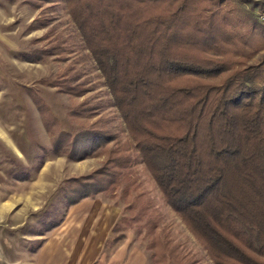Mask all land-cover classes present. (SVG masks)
Listing matches in <instances>:
<instances>
[{"label": "trees", "instance_id": "trees-1", "mask_svg": "<svg viewBox=\"0 0 264 264\" xmlns=\"http://www.w3.org/2000/svg\"><path fill=\"white\" fill-rule=\"evenodd\" d=\"M65 2L167 205L213 264H264V63L248 62L261 48L229 24L224 0ZM33 99L57 155L82 160L107 143L60 131ZM125 166L110 150L66 180L67 208L106 193Z\"/></svg>", "mask_w": 264, "mask_h": 264}, {"label": "rangeland", "instance_id": "rangeland-1", "mask_svg": "<svg viewBox=\"0 0 264 264\" xmlns=\"http://www.w3.org/2000/svg\"><path fill=\"white\" fill-rule=\"evenodd\" d=\"M259 6L222 3L261 48L249 63H264ZM33 95L60 131L107 143L82 160L57 155ZM110 150L127 159L119 183L67 208L66 180L101 168ZM0 264H213L142 161L65 0H0Z\"/></svg>", "mask_w": 264, "mask_h": 264}, {"label": "built area", "instance_id": "built-area-1", "mask_svg": "<svg viewBox=\"0 0 264 264\" xmlns=\"http://www.w3.org/2000/svg\"><path fill=\"white\" fill-rule=\"evenodd\" d=\"M260 3L259 9L257 10L258 20L264 26V0H258Z\"/></svg>", "mask_w": 264, "mask_h": 264}, {"label": "crops", "instance_id": "crops-1", "mask_svg": "<svg viewBox=\"0 0 264 264\" xmlns=\"http://www.w3.org/2000/svg\"><path fill=\"white\" fill-rule=\"evenodd\" d=\"M49 251H51V250H49ZM51 252H52V251H51ZM51 256H52L51 254H48V253H47V255H46L45 257H46V259H47V258H48V259L50 258V263H53L55 260L52 259ZM54 257H55V256H54Z\"/></svg>", "mask_w": 264, "mask_h": 264}]
</instances>
